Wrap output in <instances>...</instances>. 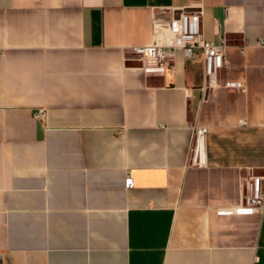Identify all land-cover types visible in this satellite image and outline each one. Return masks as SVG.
<instances>
[{"label": "crops", "instance_id": "1", "mask_svg": "<svg viewBox=\"0 0 264 264\" xmlns=\"http://www.w3.org/2000/svg\"><path fill=\"white\" fill-rule=\"evenodd\" d=\"M199 10L243 89L205 98L182 49L141 70L133 50ZM261 41L264 0H0V264H264V212L220 214L264 189Z\"/></svg>", "mask_w": 264, "mask_h": 264}, {"label": "built area", "instance_id": "2", "mask_svg": "<svg viewBox=\"0 0 264 264\" xmlns=\"http://www.w3.org/2000/svg\"><path fill=\"white\" fill-rule=\"evenodd\" d=\"M202 10L193 13L182 12L179 17L168 23L171 34L168 42L155 43L148 47L133 50L141 63V70L147 76H164L173 67L177 50H185L192 61H202L204 65V82L201 91L205 98L222 86L243 89L240 83H221V74L226 66V48L228 40L222 38L220 43L205 39L202 26ZM260 44L264 45L261 41ZM39 121L46 120L47 111L39 108L35 112ZM206 127H194L193 145L190 158L194 165H205ZM261 177H252L244 185L242 204L238 208L222 210L220 214H257L264 212V189Z\"/></svg>", "mask_w": 264, "mask_h": 264}]
</instances>
